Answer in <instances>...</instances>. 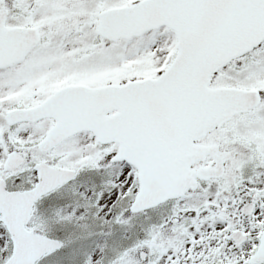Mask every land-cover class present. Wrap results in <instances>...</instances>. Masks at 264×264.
<instances>
[{
  "label": "snow or ice",
  "instance_id": "6c2138e0",
  "mask_svg": "<svg viewBox=\"0 0 264 264\" xmlns=\"http://www.w3.org/2000/svg\"><path fill=\"white\" fill-rule=\"evenodd\" d=\"M0 264H264V0H0Z\"/></svg>",
  "mask_w": 264,
  "mask_h": 264
}]
</instances>
